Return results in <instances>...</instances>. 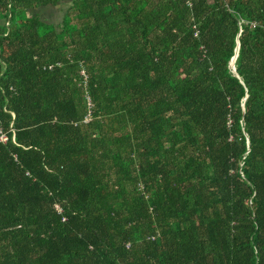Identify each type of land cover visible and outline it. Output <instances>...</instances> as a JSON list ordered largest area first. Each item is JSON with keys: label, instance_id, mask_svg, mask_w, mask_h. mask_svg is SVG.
<instances>
[{"label": "trees", "instance_id": "obj_1", "mask_svg": "<svg viewBox=\"0 0 264 264\" xmlns=\"http://www.w3.org/2000/svg\"><path fill=\"white\" fill-rule=\"evenodd\" d=\"M59 1L0 0V264H264V0Z\"/></svg>", "mask_w": 264, "mask_h": 264}, {"label": "built area", "instance_id": "obj_2", "mask_svg": "<svg viewBox=\"0 0 264 264\" xmlns=\"http://www.w3.org/2000/svg\"><path fill=\"white\" fill-rule=\"evenodd\" d=\"M187 4L188 5H191V1L190 0H188L187 1ZM8 24V22L6 21V25ZM262 26H263V28H264V23L262 24ZM195 34H196V32H195ZM51 66V64L49 65V67ZM80 73H81V75H82V80H81V82H82V84L84 85V87H86V85H87V73H86V71L82 68L81 70H80ZM86 93V98H87V103H88V105H89V113L85 116V118H84V122H87V121H89L90 120V118H91V111H92V107H93V101H92V98H91V96H90V94L89 93H87V92H85ZM4 110H5V107H4ZM11 131L13 132V136H12V139L13 140H15V130H14V128H13V123H11ZM0 141L2 142V143H7L8 141H9V134H8V132L4 129V128H0ZM55 208H56V210L59 212V213H62L63 212V208L59 205V204H56L55 205ZM63 220H66V217H63Z\"/></svg>", "mask_w": 264, "mask_h": 264}, {"label": "rangeland", "instance_id": "obj_3", "mask_svg": "<svg viewBox=\"0 0 264 264\" xmlns=\"http://www.w3.org/2000/svg\"><path fill=\"white\" fill-rule=\"evenodd\" d=\"M70 3L71 0H61L56 5L51 6V10H49L48 19L53 20L55 24H57L61 20L62 14L67 9Z\"/></svg>", "mask_w": 264, "mask_h": 264}, {"label": "crops", "instance_id": "obj_4", "mask_svg": "<svg viewBox=\"0 0 264 264\" xmlns=\"http://www.w3.org/2000/svg\"><path fill=\"white\" fill-rule=\"evenodd\" d=\"M61 1V0H60ZM59 1V2H60ZM58 2V3H59ZM56 5V4H55ZM51 6H54V5H39V6H36V7H29L27 8V12H32V13H39L40 14V17L44 20H48V21H52L54 22L53 20L51 19H48L49 17V10H51ZM55 23V22H54ZM4 25H6V20L2 17L1 13H0V28L3 27Z\"/></svg>", "mask_w": 264, "mask_h": 264}, {"label": "water", "instance_id": "obj_5", "mask_svg": "<svg viewBox=\"0 0 264 264\" xmlns=\"http://www.w3.org/2000/svg\"><path fill=\"white\" fill-rule=\"evenodd\" d=\"M239 45H240V42H239V39L237 38V40H236V46H235V49H236V52H235V54H234V56L232 57V59H231V66H232V68H233V70L234 71H237V68H236V59H237V56H238V54H239Z\"/></svg>", "mask_w": 264, "mask_h": 264}]
</instances>
